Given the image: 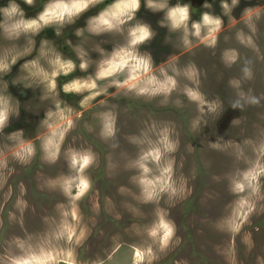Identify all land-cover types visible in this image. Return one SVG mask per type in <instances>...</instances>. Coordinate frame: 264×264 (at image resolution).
Instances as JSON below:
<instances>
[{"label":"rangeland","instance_id":"1","mask_svg":"<svg viewBox=\"0 0 264 264\" xmlns=\"http://www.w3.org/2000/svg\"><path fill=\"white\" fill-rule=\"evenodd\" d=\"M147 2L0 0V264H264V0Z\"/></svg>","mask_w":264,"mask_h":264},{"label":"clouds","instance_id":"2","mask_svg":"<svg viewBox=\"0 0 264 264\" xmlns=\"http://www.w3.org/2000/svg\"><path fill=\"white\" fill-rule=\"evenodd\" d=\"M134 6L137 8L139 7V0H134ZM146 6L151 8L153 11L159 10V7H162V6H154L153 0H148ZM221 7L222 8L228 7L227 0H222ZM3 11L8 15H15L18 12H21L22 10L19 8L17 4L13 2L10 3L7 7H5ZM188 15L189 13L187 6L176 7L171 9L169 12V18L173 22V24L178 23L179 21L186 20L188 18ZM202 18L207 20L208 14H204ZM145 35H148V33L146 32Z\"/></svg>","mask_w":264,"mask_h":264},{"label":"bare ground","instance_id":"3","mask_svg":"<svg viewBox=\"0 0 264 264\" xmlns=\"http://www.w3.org/2000/svg\"><path fill=\"white\" fill-rule=\"evenodd\" d=\"M115 56V55H114ZM104 120H106V119H104ZM2 121H3V119H2ZM1 124V123H0ZM105 124H107V121L105 122ZM82 185V184H81ZM237 187V186H236ZM82 191V190H81ZM167 228V227H166ZM15 259V258H14ZM18 259V258H17ZM23 260V259H22ZM21 260V261H22ZM25 260V259H24ZM17 262V261H16ZM24 262V261H23ZM26 262H27V259H26ZM22 262H20V264H21ZM29 263V262H28ZM16 264H19V263H16Z\"/></svg>","mask_w":264,"mask_h":264}]
</instances>
